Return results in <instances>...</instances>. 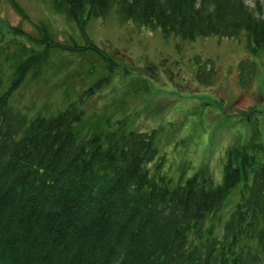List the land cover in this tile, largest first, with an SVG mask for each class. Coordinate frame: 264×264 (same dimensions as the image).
I'll list each match as a JSON object with an SVG mask.
<instances>
[{
  "label": "trees",
  "instance_id": "1",
  "mask_svg": "<svg viewBox=\"0 0 264 264\" xmlns=\"http://www.w3.org/2000/svg\"><path fill=\"white\" fill-rule=\"evenodd\" d=\"M53 3L81 28L115 6L123 21L164 37L244 33L253 53L264 50L258 1L253 7L244 0ZM85 49L105 57L91 42ZM46 55L30 50L0 95V264H264V144L230 150L219 185L200 174L173 184L161 172L154 131H101L92 121L86 129L83 101L103 80L50 117L27 120L9 106L10 94L29 72H40Z\"/></svg>",
  "mask_w": 264,
  "mask_h": 264
},
{
  "label": "rangeland",
  "instance_id": "2",
  "mask_svg": "<svg viewBox=\"0 0 264 264\" xmlns=\"http://www.w3.org/2000/svg\"><path fill=\"white\" fill-rule=\"evenodd\" d=\"M53 5V0H0V95L30 50L47 51L40 72H29L9 96V106L27 120L53 116L103 80L94 95L84 97L86 129L92 121L101 131H154L161 172L173 184L200 174L219 185L230 150L250 141L264 144V50L253 53L244 33L194 41L164 37L123 21L115 6L81 28ZM49 42L79 51L48 48ZM87 42L106 58L82 50ZM239 189L227 197L222 218Z\"/></svg>",
  "mask_w": 264,
  "mask_h": 264
}]
</instances>
